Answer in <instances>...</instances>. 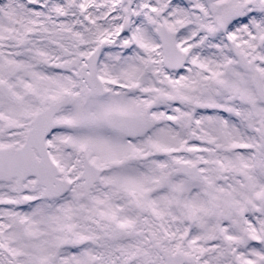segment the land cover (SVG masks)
Masks as SVG:
<instances>
[{
	"label": "snow or ice",
	"instance_id": "snow-or-ice-1",
	"mask_svg": "<svg viewBox=\"0 0 264 264\" xmlns=\"http://www.w3.org/2000/svg\"><path fill=\"white\" fill-rule=\"evenodd\" d=\"M0 264H264V0H0Z\"/></svg>",
	"mask_w": 264,
	"mask_h": 264
}]
</instances>
